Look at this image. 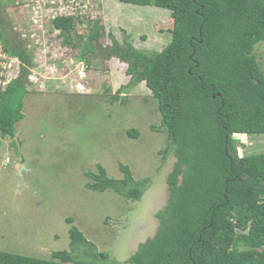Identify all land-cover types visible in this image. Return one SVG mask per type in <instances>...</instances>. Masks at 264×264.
Here are the masks:
<instances>
[{"label": "trees", "instance_id": "trees-1", "mask_svg": "<svg viewBox=\"0 0 264 264\" xmlns=\"http://www.w3.org/2000/svg\"><path fill=\"white\" fill-rule=\"evenodd\" d=\"M115 1L168 10L173 20L169 44L149 55L131 43L120 45L109 33L111 46L104 47V27L90 14L51 23L63 38L77 32L79 24L87 27L76 44L66 38L73 49L83 51L79 62L88 63L89 56L115 58L127 65L130 85L145 84L161 115L159 128H152L166 133L165 153L175 157L166 180L167 204L155 214L156 233L126 263L264 264V151L240 156L238 149L244 152L245 144L237 138L264 135V72L254 54L255 45L264 41V0ZM3 7L1 40L23 65L20 77L0 94V135L14 139L16 125L25 117L34 58ZM128 135L138 138L139 132L131 129ZM119 170L122 179L110 178L100 165L97 173L88 172V190H112L139 201L147 180L136 182L127 165L119 164ZM67 223L70 251L53 252L48 260L0 251V264H89L75 256L81 250L108 260L72 218Z\"/></svg>", "mask_w": 264, "mask_h": 264}, {"label": "rangeland", "instance_id": "rangeland-1", "mask_svg": "<svg viewBox=\"0 0 264 264\" xmlns=\"http://www.w3.org/2000/svg\"><path fill=\"white\" fill-rule=\"evenodd\" d=\"M36 1L25 6L0 0L34 58L25 117L16 125L14 139L0 135V251L45 260L53 252L70 251L67 219L72 218L97 252L109 255L104 261L81 250L75 253L78 260L129 264L138 246L156 233L155 214L167 204L166 180L175 162L173 154L165 153L166 133L152 128L161 123L157 102L144 83L130 85L127 65L118 59L89 56L88 63L79 62L83 51L73 49L66 38L76 44L87 27L79 24L78 33L63 38L52 27L55 14L50 8L43 12ZM86 2L78 12L101 20L104 47L111 46L109 33L120 45L131 43L149 55L170 42L168 10L115 0ZM254 54L264 72V41L255 45ZM131 129L139 132L138 138L128 135ZM242 142L241 156L264 151V135ZM119 164L130 167L136 182L147 180L139 201L112 190H88V172L97 173L100 165L110 178L122 179Z\"/></svg>", "mask_w": 264, "mask_h": 264}, {"label": "built area", "instance_id": "built-area-1", "mask_svg": "<svg viewBox=\"0 0 264 264\" xmlns=\"http://www.w3.org/2000/svg\"><path fill=\"white\" fill-rule=\"evenodd\" d=\"M8 2L14 3L16 5L25 4L28 0H7ZM87 0H37L36 3H41V8L43 12L47 11L50 8L51 13H54L55 16L52 17V20L56 18L63 17H72V16H83L78 11L82 9V3L87 6L90 2ZM94 1V0H91ZM101 1V0H95ZM28 4H25L27 6ZM34 10V7H33ZM87 14V12H85ZM55 31H58L55 29ZM60 32V31H58ZM40 63V62H39ZM42 63V62H41ZM22 62L16 56H11L6 51L3 42L0 37V94L5 92L10 84L17 80L21 75Z\"/></svg>", "mask_w": 264, "mask_h": 264}, {"label": "water", "instance_id": "water-1", "mask_svg": "<svg viewBox=\"0 0 264 264\" xmlns=\"http://www.w3.org/2000/svg\"><path fill=\"white\" fill-rule=\"evenodd\" d=\"M237 138H240V139H245V138H247V135L246 134H243V135H237ZM239 152H241V150L239 149ZM241 156V155H240ZM25 168V166L24 165H22L21 166V168H20V170H19V182H21V180H20V176L22 175V171H23V169Z\"/></svg>", "mask_w": 264, "mask_h": 264}, {"label": "flooded vegetation", "instance_id": "flooded-vegetation-1", "mask_svg": "<svg viewBox=\"0 0 264 264\" xmlns=\"http://www.w3.org/2000/svg\"><path fill=\"white\" fill-rule=\"evenodd\" d=\"M1 143V142H0Z\"/></svg>", "mask_w": 264, "mask_h": 264}]
</instances>
